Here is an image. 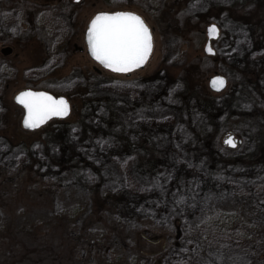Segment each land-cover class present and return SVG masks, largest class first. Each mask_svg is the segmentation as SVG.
<instances>
[{"label": "rangeland", "instance_id": "obj_1", "mask_svg": "<svg viewBox=\"0 0 264 264\" xmlns=\"http://www.w3.org/2000/svg\"><path fill=\"white\" fill-rule=\"evenodd\" d=\"M227 1L0 0V166H21L30 155L44 163L51 160L53 165H48L53 168L60 150L67 147L98 165L102 193L125 203L128 213L143 216L137 225L147 236L165 241L144 256L129 252L131 263L125 259L117 264H264V35L258 33L264 34V29L251 21L252 16L241 28L227 25L230 33L213 42L218 58L203 54L198 81L193 78V85L188 79L191 89L184 80L187 72L180 68L193 61L188 59L194 53L192 43L182 50V38L172 32L197 15L219 26L224 11L218 5ZM208 6L212 9L206 10ZM117 9L142 14L153 29L149 59L128 75L103 70L84 49L74 47L83 48V31L92 14ZM4 48H9L6 54L1 52ZM214 73L227 78L221 92L208 88ZM250 77L259 79L261 92L250 89L254 84ZM241 80L246 88L236 89L234 83ZM36 87L68 97L71 111L58 124L26 133L3 120V107L13 103L16 92ZM87 90L94 93L85 99L97 114L90 107L82 121L80 96ZM107 97L113 101H104ZM226 132L241 142L234 148L223 144ZM125 146L131 147L126 155L120 151ZM137 165L142 168L137 170ZM83 169L85 187L98 181L90 169ZM12 192L8 186L5 193ZM15 192L14 198L5 196L8 216L25 202L29 209L50 205L48 199L56 193L53 211L61 219L70 218L78 215L76 203L84 200L72 186L65 193L54 189L42 197L37 192ZM61 200L68 202L59 207ZM15 220L5 223L13 225ZM61 230L50 235L61 236ZM114 238L121 244L127 235L119 229ZM94 239L105 246L111 242L99 231ZM122 254L119 249L112 252L113 258Z\"/></svg>", "mask_w": 264, "mask_h": 264}, {"label": "trees", "instance_id": "obj_2", "mask_svg": "<svg viewBox=\"0 0 264 264\" xmlns=\"http://www.w3.org/2000/svg\"><path fill=\"white\" fill-rule=\"evenodd\" d=\"M244 4H247V8L243 11H239ZM218 6L224 11L223 18L218 20V24L221 28L220 38L225 37L226 33H230L226 28L227 25L231 24L235 28H241L244 21L245 23L250 22L246 20L249 19L248 16H252L251 21L256 23L257 27L264 29V0H228L225 3H220ZM210 7L211 6H208L206 10H211L212 8ZM169 9L170 11L172 10L171 8ZM202 16L205 17V15ZM202 16L197 15L195 18L190 16L186 20L190 22V26L188 24L182 28L176 25L173 28L177 30L175 29L174 31L172 29V32H174L176 36L182 38V40H186V42L183 43V41L179 39L181 41V47H183L182 50L186 49L187 44L192 43L190 46L194 53L188 56V59L194 62L186 61L184 64H181L182 66L180 65L181 71L187 72L188 77L184 76V80L187 83V87L190 89L193 86L188 79H191L193 85H195L193 78L198 81L197 75H199V70H196L197 67L200 68L198 66V61L202 59V46L206 39L204 30L201 29V26H204L207 22L205 20L206 18ZM193 19H199V21L193 24L191 23ZM239 21H241V23ZM155 26L160 28L162 25L157 22ZM185 27L188 29H185ZM262 32V30L258 32L260 37L264 35ZM187 39H189V41ZM233 39L234 36L231 37V40ZM255 45H257V43L253 45L251 48L252 50L255 49ZM195 55L198 58H196ZM213 58H218L217 53ZM251 73L257 74L256 72ZM250 78L254 80V84L250 89L255 88L257 91L261 92L262 90L258 85L259 79L257 81L254 77ZM234 84L238 87H236V89H245L247 86L243 83V80ZM234 84H231V88L234 87ZM206 92L205 90V94H207ZM88 93L91 95L94 94L87 90L85 94L80 96L81 102L84 99V103L82 102L83 106L80 110V120L82 121L84 111H88L90 107L92 111L95 110L91 101H86L85 99ZM103 99L109 103L113 101L108 97ZM96 102L97 100L95 103ZM3 108L4 113L6 112L3 116V120L5 119L7 123L16 125L18 129L24 132L17 122V119L20 120L21 108L12 102H8ZM11 114L15 117L14 121L10 117ZM95 114H97L96 110ZM18 115L19 117L17 118ZM104 118L105 115H102V121ZM53 122L58 124L61 120H52L43 126V128L50 127ZM261 136L264 137V131L261 133ZM19 137L21 136L19 135ZM5 138L9 143L13 142V139L8 137ZM69 145L71 146L72 144L69 143ZM121 149L120 151L124 152L126 155L128 154L127 151L131 150V147L125 146ZM80 158L81 155L77 152L76 148L67 147L65 150L63 148L60 150L57 159L59 162L58 164L54 162L56 165L53 168L48 165L49 163L52 164L51 160L44 163L30 155L27 161L21 166L10 168H3L0 166L1 196L4 195L8 186H11L13 192L16 191L15 194L25 191L30 192L32 195L34 192H37L38 197H42L44 193L53 192L54 189L56 192L65 193L67 187L72 186L73 192H79L84 195L82 203H76L77 206H75L77 207L76 211L79 212L78 215L63 219L57 217L58 212L56 210L53 211V208L55 209L56 206V193L52 194L54 198L48 199L50 205H42L37 209H29L28 202L19 204L18 208L16 205V208H13L15 211L12 216H8L9 214L6 215L4 213L5 208H8V206L5 205L7 202L5 196L13 197V192L5 193L4 197L0 196V264H117L121 260L125 261V259L126 263H131L129 252L144 256V254L149 252L148 249L152 248V246L159 244L161 245L160 248H162L165 245L163 238L156 239V235L147 236L137 225V222L141 223L145 220L143 216L128 213L125 203L112 199L110 196H108L110 197L108 198L102 193L103 183L101 179H98L99 174H101L100 167L98 165L96 166L90 160H86V157ZM83 167L90 169L92 173L95 174L98 181L85 187L86 184L81 179L83 177ZM141 168V166H138L137 170ZM85 195L87 197V203ZM67 202L68 201L62 202L61 200L62 204H60L59 207L65 205ZM82 204L83 206H81ZM6 217H8V220L11 218H16L17 220L14 221L13 225L10 223L6 224L5 222L8 221ZM128 228L133 229L126 232ZM58 229H62V235L53 237ZM119 229L125 231L127 235V239L121 244L114 238L116 231ZM96 231L101 232L104 239L111 242L107 243L105 246L101 243L102 240L99 242L98 239H94ZM51 232L54 233L50 235ZM178 236L179 234H176V237ZM51 238L54 244H52ZM62 240L64 241L61 243ZM39 249L40 251L41 249L44 251L40 252ZM116 249L124 251V254L120 257L113 258L112 252H115ZM112 261L114 262L111 263Z\"/></svg>", "mask_w": 264, "mask_h": 264}, {"label": "snow or ice", "instance_id": "obj_3", "mask_svg": "<svg viewBox=\"0 0 264 264\" xmlns=\"http://www.w3.org/2000/svg\"><path fill=\"white\" fill-rule=\"evenodd\" d=\"M216 33L215 27L210 28ZM91 55L105 68L118 73H127L140 67L148 59L152 49L149 29L140 17L130 13L98 14L87 33ZM210 51V49H209ZM223 79H214L212 86L219 90ZM17 102L27 109L25 127L36 128L52 116H66L68 105L64 100H54L43 93L25 92L17 97ZM226 144L235 147L229 138Z\"/></svg>", "mask_w": 264, "mask_h": 264}, {"label": "water", "instance_id": "obj_4", "mask_svg": "<svg viewBox=\"0 0 264 264\" xmlns=\"http://www.w3.org/2000/svg\"><path fill=\"white\" fill-rule=\"evenodd\" d=\"M102 13H103V14H109V15L116 14V13H130V14H134V15L140 17L141 20L144 22V24H145L146 26H147V24H146V22L144 21V19H143L138 13H136V12H132V11H115V12H105V11H101V12H97V13H96V14H95V15L89 20V23L87 24V28H86L85 33H84V42H85V46H86V52H87L88 56L90 57V59H92L94 62H96L97 64H99L102 68H104V69H106V70H109V69L105 68L102 64H100L97 60H95V59L93 58V56L91 55V52H90V50H89L88 39H87V33H88L89 26H90V24H91V21H92V20H93L98 14H102ZM213 27H215V29H216V33H215L214 35L211 34V33L209 32V29H210V28H213ZM147 28H148L149 31H150V28H149L148 26H147ZM204 33H205L206 40H205V43H204V45H203V53H204V55H207V56H213V55H215L216 51H215L214 47L212 46L211 42H212V41H215V40H217V39L219 38V35H220V28H219V26H218L216 23H210V24H207V25L205 26ZM150 34H151V37H152V33H151V31H150ZM152 47H153V40H152ZM209 49H210V51H209ZM8 50H9V48H4V49L1 50V52H2L3 54H6V52H7ZM151 51H152V49H151ZM150 54H151V52H150ZM150 54H149L148 58L150 57ZM147 60H148V59H147ZM147 60H146V61H147ZM146 61H145V63H146ZM145 63H144V64H145ZM144 64H142V65H141L140 67H138V68H135L134 70H137V69L142 68V67L144 66ZM134 70H132V71H134ZM109 71H110V72H113V71H111V70H109ZM130 72H131V71H130ZM130 72H127V73H120V74H128V73H130ZM113 73H118V72H113ZM218 78H219V79H223L224 82H225V83H224V86H223L221 89H219V90L215 89V88L212 86V81H213L214 79H218ZM207 84H208V88H209L211 91H213V92H221V91H223V90L226 88V86H227V78H226V76L223 75V74H220V73H214V74H212V75L208 78V82H207ZM25 92L43 93V94H45L46 96H50V97H52L54 100H57V101H58V100H61V99H62V100H64V101H66V103H67V105H68V114H67L66 116H52L50 119H65L66 117H68V115H69V113H70V103H69V101L67 100V98H66L65 96L60 95V96H57V97H56V96H54V95H52L51 93L46 92V91L33 90V89H23V90L17 92L16 94H14V96H13V102H14V104L22 109V116H21V120H20V124H21L22 129H24V130H26V131H34V130H36V129L42 127L43 125H45V124L50 120V119H48L47 121H45L43 124H41L39 127H36V128H28V127H25V125H24V120H25V118H26V116H27V114H28V113H27V109H26L22 104H20V103L17 102V97L20 96L22 93H25ZM229 138H231V139L234 141L235 147L237 146L238 143L241 142V140L238 139L237 137H235L233 133L228 132V133L226 134V136H225L224 143H225V141L228 140ZM227 145H228V147L234 148L233 146H230L229 144H227Z\"/></svg>", "mask_w": 264, "mask_h": 264}, {"label": "flooded vegetation", "instance_id": "obj_5", "mask_svg": "<svg viewBox=\"0 0 264 264\" xmlns=\"http://www.w3.org/2000/svg\"><path fill=\"white\" fill-rule=\"evenodd\" d=\"M65 1V0H64ZM75 2L76 1H78V0H74ZM63 2L61 1L58 5L59 6H62L61 4H62ZM4 6V5H3ZM0 7H2L1 5H0ZM113 12H115V11H132V12H135V11H133L132 9H117V10H112ZM96 13V12H95ZM94 13V14H95ZM136 13H138V12H136ZM94 14H92V16L94 15ZM143 19H144V21L146 22V24H147V26L150 28V31H151V33H152V40H153V29H152V26H150L149 25V23L147 22V20H146V18L142 15V14H140V13H138ZM26 23L27 24H30V22L27 20L26 21ZM4 34H5V36H7V32L6 31H4ZM83 43H84V31H83ZM2 40H6L7 41V39H2ZM5 41V42H6ZM153 45H154V41H153ZM74 47L78 50V51H82L83 49L85 50L86 48H85V44H84V46H83V48L82 47H78V46H76V45H74ZM99 67V66H98ZM96 70H97V68L96 67H94ZM101 68V67H100ZM103 69V68H102ZM104 70V69H103ZM100 71V70H99ZM99 71H97V73H100ZM126 75V74H125ZM34 89H36V90H41V91H48L47 89H40V88H34ZM48 92H50V91H48ZM51 93V92H50ZM53 95H55V96H58V94H54V93H52ZM67 99H68V101L70 102V100H69V98L67 97ZM71 104V103H70ZM224 139H225V136L223 137ZM261 142L263 143L264 142V137L263 136H261Z\"/></svg>", "mask_w": 264, "mask_h": 264}, {"label": "bare ground", "instance_id": "obj_6", "mask_svg": "<svg viewBox=\"0 0 264 264\" xmlns=\"http://www.w3.org/2000/svg\"><path fill=\"white\" fill-rule=\"evenodd\" d=\"M212 42H213V41H212ZM212 42H211V44H212ZM85 48H86V47H85ZM152 50H153V49H152ZM85 52H86V49H85ZM86 53H87V52H86ZM151 53H152V51H151ZM118 74H120V73H118ZM20 120H21V119H20ZM38 129H40V128H38ZM38 129H37V130H38Z\"/></svg>", "mask_w": 264, "mask_h": 264}]
</instances>
